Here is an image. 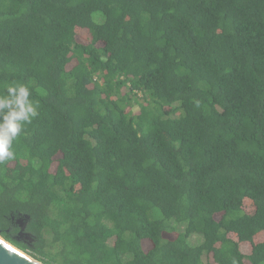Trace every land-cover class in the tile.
Returning a JSON list of instances; mask_svg holds the SVG:
<instances>
[{"label": "trees", "instance_id": "trees-1", "mask_svg": "<svg viewBox=\"0 0 264 264\" xmlns=\"http://www.w3.org/2000/svg\"><path fill=\"white\" fill-rule=\"evenodd\" d=\"M13 81L40 115L0 165L7 241L45 264H264V0H0Z\"/></svg>", "mask_w": 264, "mask_h": 264}, {"label": "clouds", "instance_id": "clouds-1", "mask_svg": "<svg viewBox=\"0 0 264 264\" xmlns=\"http://www.w3.org/2000/svg\"><path fill=\"white\" fill-rule=\"evenodd\" d=\"M31 88L13 81L0 93V165L15 159L14 144L40 115Z\"/></svg>", "mask_w": 264, "mask_h": 264}, {"label": "water", "instance_id": "water-1", "mask_svg": "<svg viewBox=\"0 0 264 264\" xmlns=\"http://www.w3.org/2000/svg\"><path fill=\"white\" fill-rule=\"evenodd\" d=\"M0 264H45L8 242L0 233Z\"/></svg>", "mask_w": 264, "mask_h": 264}, {"label": "rangeland", "instance_id": "rangeland-1", "mask_svg": "<svg viewBox=\"0 0 264 264\" xmlns=\"http://www.w3.org/2000/svg\"><path fill=\"white\" fill-rule=\"evenodd\" d=\"M202 241V237L199 238L198 242L197 243H200ZM9 242V241H8ZM195 243V242H194ZM12 244V243H11ZM196 244V243H195ZM247 249H245L246 251ZM28 253V251H26Z\"/></svg>", "mask_w": 264, "mask_h": 264}]
</instances>
